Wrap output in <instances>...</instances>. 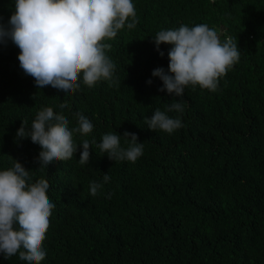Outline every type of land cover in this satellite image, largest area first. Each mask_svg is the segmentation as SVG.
I'll return each mask as SVG.
<instances>
[{
  "label": "trees",
  "instance_id": "16d2710c",
  "mask_svg": "<svg viewBox=\"0 0 264 264\" xmlns=\"http://www.w3.org/2000/svg\"><path fill=\"white\" fill-rule=\"evenodd\" d=\"M16 0H0V26L10 28ZM137 24L111 40L106 55L115 64L111 81L83 84L74 93L37 88L20 67V49L0 42V170L19 161L32 182L45 178L55 204L42 243L40 264H264V0H132ZM207 24L221 41L235 37L240 59L218 81L216 91L189 85L176 97L159 91L156 68L168 70L169 44L156 50L161 30ZM152 83L148 84L147 81ZM176 100L184 104L183 127L169 134L145 119ZM64 103L67 107L60 108ZM77 126L86 116L93 131L90 161L73 158L39 168L41 148L16 136L31 127L39 110ZM135 133L144 144L135 161H112L97 146L104 134ZM93 140L96 143H91ZM107 174L110 179L104 182ZM102 185L90 195V182ZM0 264H28L19 254Z\"/></svg>",
  "mask_w": 264,
  "mask_h": 264
},
{
  "label": "clouds",
  "instance_id": "9594fccd",
  "mask_svg": "<svg viewBox=\"0 0 264 264\" xmlns=\"http://www.w3.org/2000/svg\"><path fill=\"white\" fill-rule=\"evenodd\" d=\"M129 18L127 28L133 29L138 21L132 0H16L10 28L0 26V42L10 38L20 49V67L34 78L37 88L50 85L74 93L80 88L81 73L83 84L88 87L101 79H113L116 66L106 55L111 45L102 41L115 38ZM153 39L162 57L164 53L159 46L172 45L168 51V70L160 67L152 72L163 82L159 91L166 90L180 98L189 85L216 91L219 79L241 55L235 37L229 36L222 42L218 32L207 24L161 30ZM66 107L67 104L60 105L61 109ZM183 110V102L176 100L167 106V111L157 108L145 122L154 131L171 134L183 125L179 117H169L167 112ZM75 116L77 126L71 129L65 115L54 113L52 107L39 110L30 128L27 121H22L16 136L30 137L32 143L40 146L35 158L39 168L73 158L78 145L82 146L78 162L89 163V140L76 144L73 136H86L94 126L83 114ZM123 138L128 142L127 148L121 147V136L112 132L104 134L97 146L112 161L135 162L143 154L144 144L138 142L135 133L125 131ZM10 159L13 166L0 170V253L5 259L18 253L20 260L40 264L46 256L42 243L55 208L47 195L50 185L45 178L32 182L31 170ZM109 179L105 174L104 182ZM101 187L95 181L90 182V195H97Z\"/></svg>",
  "mask_w": 264,
  "mask_h": 264
}]
</instances>
